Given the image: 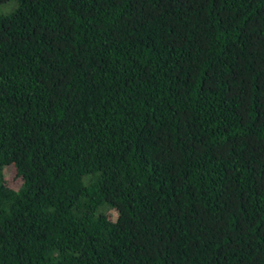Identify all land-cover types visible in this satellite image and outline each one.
I'll return each mask as SVG.
<instances>
[{
  "label": "trees",
  "instance_id": "1",
  "mask_svg": "<svg viewBox=\"0 0 264 264\" xmlns=\"http://www.w3.org/2000/svg\"><path fill=\"white\" fill-rule=\"evenodd\" d=\"M0 264H264V0H0Z\"/></svg>",
  "mask_w": 264,
  "mask_h": 264
},
{
  "label": "rangeland",
  "instance_id": "2",
  "mask_svg": "<svg viewBox=\"0 0 264 264\" xmlns=\"http://www.w3.org/2000/svg\"><path fill=\"white\" fill-rule=\"evenodd\" d=\"M8 170H10V169H8Z\"/></svg>",
  "mask_w": 264,
  "mask_h": 264
}]
</instances>
